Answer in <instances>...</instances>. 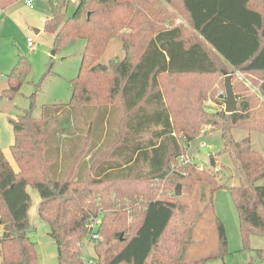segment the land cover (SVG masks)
I'll return each instance as SVG.
<instances>
[{"label": "trees", "instance_id": "trees-1", "mask_svg": "<svg viewBox=\"0 0 264 264\" xmlns=\"http://www.w3.org/2000/svg\"><path fill=\"white\" fill-rule=\"evenodd\" d=\"M20 1L0 0V10ZM68 5L58 0L45 31L55 38L56 54L86 42L70 103L44 105L37 118L31 98L30 110L10 120L18 171L0 149L1 264H41L28 236L29 189L40 196L38 219L51 229L59 264H84L82 245L98 216L97 264H206L213 258L186 259L195 228L189 205L182 197L154 198L149 185L171 176L170 166L206 127L222 133V153L238 179L228 189L243 239L264 236V157L250 139L232 135L235 128L264 134V0H80L70 17ZM115 39L122 41L125 58L99 64ZM31 72L20 55L6 76L9 100ZM227 76L238 100L233 114L225 113L217 96ZM207 101H218L221 110H206ZM211 164L216 166L214 157ZM182 168L183 180L187 173L211 196L224 188L195 162ZM208 199L204 194L203 203ZM207 210L214 215L209 203ZM213 218L216 259L227 236L222 221Z\"/></svg>", "mask_w": 264, "mask_h": 264}, {"label": "rangeland", "instance_id": "rangeland-1", "mask_svg": "<svg viewBox=\"0 0 264 264\" xmlns=\"http://www.w3.org/2000/svg\"><path fill=\"white\" fill-rule=\"evenodd\" d=\"M31 1L35 4V10L28 9L22 0L0 13V149L15 171H18V166L11 153L15 135L10 120H16L29 111L32 99L33 114L37 118L41 116L44 105L69 104L72 97V81L79 75L86 47L84 40H78L53 55L56 52L55 38L52 33L45 31V23L52 18V8L57 5L58 0ZM75 10L76 4L69 3L66 16H72ZM37 31L41 32L37 34ZM28 38L34 40V48L28 46ZM20 55L27 57L32 72L20 93L13 100H9L4 94L9 87L6 76L16 67ZM124 58L123 43L120 39H115L109 43L99 64L109 65L112 61H122ZM193 95L196 96L195 93ZM204 108L216 112L221 110V105L218 101H207ZM232 135L237 141L250 139L253 148L264 157L263 133L235 128ZM223 150L222 133L210 132L207 127L206 131L203 128L201 137L188 146L187 156L200 170L216 178L217 187L224 186L214 192L213 196L210 195L209 188L203 189L202 185L198 186L191 182L192 179L186 177L187 173L183 180L181 178L183 168L177 169L179 168L177 163L170 166L171 176L167 180L153 181L149 185L154 190V198L177 201L178 197H182L181 202L189 205L195 228L187 248V260L213 258L206 264H264V236L253 235L247 242L243 239L239 213L228 189L237 186L238 179L234 177L230 157L223 154ZM211 157L215 158L216 166L211 164ZM175 170H179L177 174ZM259 185L264 186V180L260 181ZM177 189H180V196H175ZM28 192L33 203L29 217L32 229L28 236L37 245L41 264H59L58 249L51 236V229L38 219L40 196L33 189H29ZM204 194H207V197L209 195L210 200L205 204L202 200ZM126 200L132 201L133 198L128 195ZM208 203L226 229L227 247L216 259L214 257L220 252L218 232L213 212L207 210ZM83 255L87 259H96L94 245L91 244L87 250L83 248Z\"/></svg>", "mask_w": 264, "mask_h": 264}, {"label": "built area", "instance_id": "built-area-1", "mask_svg": "<svg viewBox=\"0 0 264 264\" xmlns=\"http://www.w3.org/2000/svg\"><path fill=\"white\" fill-rule=\"evenodd\" d=\"M68 1H69V3H74V4H77L78 2H80V0H68ZM24 3H25L27 8H29L31 10L35 9V4L31 0H24ZM1 12L2 11L0 10V13ZM27 42H28V46L30 48L35 47V42L32 38H28ZM218 98L222 102H224L226 100V92L221 91L218 95ZM192 163H193V160L187 155H184L178 159L179 167H185V166H188ZM100 217L101 216L94 217L91 220V222H90V234L82 245V253H83V248H85V250H87L91 244H93L95 246L101 242L102 235L100 232V228H101V218ZM83 261H84V264H97V258L96 259H87V258H84V255H83Z\"/></svg>", "mask_w": 264, "mask_h": 264}, {"label": "water", "instance_id": "water-1", "mask_svg": "<svg viewBox=\"0 0 264 264\" xmlns=\"http://www.w3.org/2000/svg\"><path fill=\"white\" fill-rule=\"evenodd\" d=\"M53 55H56V52H54ZM225 92H226V100L223 102L225 107L224 111L227 114H233L237 110L238 100L234 92L232 76H227L225 79ZM180 195H181L180 189H177V196Z\"/></svg>", "mask_w": 264, "mask_h": 264}, {"label": "crops", "instance_id": "crops-1", "mask_svg": "<svg viewBox=\"0 0 264 264\" xmlns=\"http://www.w3.org/2000/svg\"><path fill=\"white\" fill-rule=\"evenodd\" d=\"M26 6V5H25ZM29 9V8H28ZM8 10V9H7ZM7 10H5V11H7ZM31 10V9H30ZM33 10H35V9H33ZM41 31H37V34H39ZM238 76L240 77V78H242V79H244L245 80V77L242 75V74H238ZM248 84H250L249 83V81L246 79L245 80ZM1 85V84H0ZM1 87V86H0Z\"/></svg>", "mask_w": 264, "mask_h": 264}]
</instances>
